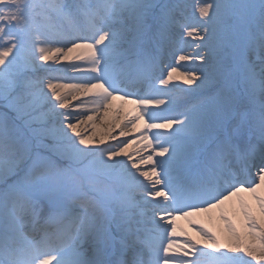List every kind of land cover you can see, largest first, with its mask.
<instances>
[{
  "label": "snow or ice",
  "instance_id": "obj_1",
  "mask_svg": "<svg viewBox=\"0 0 264 264\" xmlns=\"http://www.w3.org/2000/svg\"><path fill=\"white\" fill-rule=\"evenodd\" d=\"M0 264H264V0H0Z\"/></svg>",
  "mask_w": 264,
  "mask_h": 264
},
{
  "label": "bare ground",
  "instance_id": "obj_2",
  "mask_svg": "<svg viewBox=\"0 0 264 264\" xmlns=\"http://www.w3.org/2000/svg\"><path fill=\"white\" fill-rule=\"evenodd\" d=\"M194 3H195V0H190V4H194ZM191 43H195V41H191ZM194 51H195V49H188V54L192 55L194 53ZM81 54L84 55L85 61H86L88 59L87 51L80 49L76 53H73L72 55L73 56H80ZM171 59L172 58L170 57V59L168 60V64L171 65V64L175 63V65L177 66V69H178V73L176 76H174L173 82L170 85V87L174 86V85H178L179 87L177 88V91L174 93V95L183 96L184 94L180 91V89L185 88V87H190V86L184 85V83H183L184 77L179 75V73L184 71L185 69L190 70V71L191 70H197L198 61H193V60L179 61L178 59L173 61ZM83 62L84 61H81V63H83ZM66 65H69V61H61L59 64H56L54 66L63 69ZM76 75H85V74L65 73L63 71L53 73V76L61 77L63 79H70L71 77L76 76ZM192 87H194V86H192ZM201 95H203V93L195 94L191 97H188L187 99H189L190 102L195 103L197 101V99L199 98V96H201ZM72 103H75V101H72ZM117 110H119L121 112L120 108H118ZM117 110L113 109L112 115H114ZM157 111H159V110H157ZM124 112L125 111H122L121 117L128 116V114L126 112L125 113ZM132 116H134V115H132ZM128 117L131 118V116H128ZM98 127L102 131L104 128H107L108 125L107 124H98ZM140 127H141V129L143 128V123H141ZM91 130L92 129H91L90 125H86L85 127L82 128V131L85 133L90 132ZM99 134L100 133H98V135ZM122 139H125V137H119L116 141H111V140L106 139V143L107 144H118L119 140H122ZM136 151H137V145L136 144H134L132 148L128 149V153L133 155V159H138V156L135 155ZM141 154L146 156L147 152H141ZM143 166L144 165H142V167ZM242 195H246V194H242ZM205 223H207V221H205ZM184 225H187V226L184 227ZM209 226H211V225H209ZM175 227H176V231H177V236L174 239L176 240L177 244H182L185 240H187L189 238V236L195 234V229L191 225H189L186 220L178 219L176 221ZM209 251H211V250H209ZM175 254L177 256H179L181 253L179 250H177ZM246 259H248V258L246 257Z\"/></svg>",
  "mask_w": 264,
  "mask_h": 264
},
{
  "label": "rangeland",
  "instance_id": "obj_3",
  "mask_svg": "<svg viewBox=\"0 0 264 264\" xmlns=\"http://www.w3.org/2000/svg\"><path fill=\"white\" fill-rule=\"evenodd\" d=\"M170 59V58H169ZM171 60H173V59H171Z\"/></svg>",
  "mask_w": 264,
  "mask_h": 264
}]
</instances>
